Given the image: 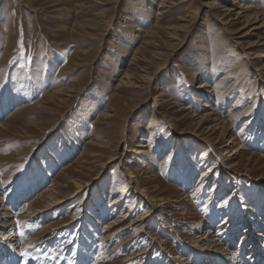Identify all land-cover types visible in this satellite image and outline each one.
Masks as SVG:
<instances>
[{"label":"rangeland","instance_id":"obj_1","mask_svg":"<svg viewBox=\"0 0 264 264\" xmlns=\"http://www.w3.org/2000/svg\"><path fill=\"white\" fill-rule=\"evenodd\" d=\"M162 2L0 0V199L10 198L6 190L28 191L14 207L15 238L21 248L34 237L14 264H125L131 257L129 264H175L177 253L192 250L195 235L209 226L221 244L229 241L228 251L240 254L239 219L252 210L264 217V58L253 61V53L245 52L255 38L237 45V35L220 34L205 12L193 14L182 32L157 30L160 23L175 28L197 8L195 0L165 3L159 17ZM248 2L264 11V0ZM131 67L133 83L121 84ZM141 77L149 89L136 88ZM205 83L210 99L200 100ZM212 109L244 147L243 157L223 163L229 168L224 176L215 168L225 159L229 136L198 132L199 117ZM161 123L192 155L189 161L174 153ZM147 137V153L137 159L134 151ZM102 140L114 144L101 149ZM116 141L124 164L141 171L138 179L150 196L170 197L178 209L151 212L129 193L113 205L124 186L118 162L99 169L91 162L114 156ZM56 182V193L75 196L46 218H24L26 202L34 201L39 213L38 196ZM78 198L83 203L76 206ZM126 212L127 220L121 217ZM183 213L195 229L182 225ZM110 219H123L126 227L112 243L102 234ZM44 231L57 240L39 250ZM201 253L181 263L201 264Z\"/></svg>","mask_w":264,"mask_h":264},{"label":"bare ground","instance_id":"obj_2","mask_svg":"<svg viewBox=\"0 0 264 264\" xmlns=\"http://www.w3.org/2000/svg\"><path fill=\"white\" fill-rule=\"evenodd\" d=\"M178 1L180 3H189L191 1L194 2V0H174L169 3L168 0H163L162 4L159 5L158 7L157 16L160 17V16L165 15L166 13L165 10L166 8H168L165 3L175 4V2L178 3ZM195 1L197 4V8L194 10V12H185L187 15H184L181 19L179 18V23H180L179 25H177L175 28L174 27L170 28V27H163L162 26L163 24L160 23L156 26L157 30H161V29L162 30H172L175 33L178 31L182 32L184 28H186V26L190 23L191 21L190 19L193 14L205 12L209 16L211 15L216 20L215 23L217 24V27L219 28L220 34L225 33L229 37L230 35H233V34L237 35V38H235V40L237 41L236 42L237 45L243 44V41H245L246 39L255 38V40H253L252 42H249L247 46H245V52L253 53L254 56L251 59L253 61L264 58V11L262 7H259L257 2L250 3L248 2L250 0H246L247 2L246 1L243 2V0H225V2H219L216 0H195ZM155 30H152L149 34L151 35L154 34ZM132 68L133 67H131L129 71L124 74L123 78L125 79V81H122L121 84L122 83H129V84L133 83L132 79H134L133 76H134L135 70L134 68L133 69ZM263 69H264V66H263ZM145 74L147 76V73ZM144 78L145 77L140 78L138 85H136V88L144 89V86L148 84L144 80ZM223 79L224 78H221V80ZM149 85H147L148 89H149ZM200 87L204 89L199 92L200 96H198V99L200 100L201 98H204L206 100L210 99V92L206 91L207 90L206 88H208V85L205 83V84L200 85ZM61 91L62 90H59L57 93H61ZM147 91L148 90H146V92ZM158 98H160V95L155 96V102ZM154 105L156 106V103H154ZM204 106L209 107L207 103H204ZM187 109L188 108H182L180 111L184 112V111H187ZM212 111L213 112L211 114L204 113L199 117L198 125L200 124V128L198 129V132L201 133L202 131H207L209 133H216V132L223 131L227 133V135L229 136L228 142H227L228 144L225 146V151L223 155L225 159L222 160L221 162H218L217 163L218 167L215 168V169H218V172H217L218 174H221V175L223 174L224 176L225 175L224 170L226 168V167L224 168V166L226 164L229 165L233 163L234 159L243 157L244 154L242 152L244 151V147L242 144L237 143L236 138L230 135L231 133L227 129L228 125H226L227 122L225 123L223 120L216 117L215 116L216 111L214 109H212ZM109 112L111 113L115 112V107L113 106V109L110 107ZM102 117L108 118L109 115L108 113H105ZM260 127H261L260 129L263 130L260 132L264 135V125ZM161 128L162 130L164 129V131H161V134L166 135L168 137L167 141H169L168 142L169 145L175 151L174 153H180L181 156L183 155V158H184L183 162H185L186 159L187 161H189L192 155L189 154V152H187L186 150H184L183 147H181V145L179 144L181 142L180 139L174 136L171 137V132H170L171 130H169V133H168L167 130L164 128L163 124ZM150 135H152V132ZM178 135H181V134H178ZM191 135H194V134H191ZM194 138L198 140L197 136H194ZM139 141L140 143L137 145L138 150L134 151L135 156H138L136 157L137 159L138 158L141 159L143 155L147 153V149L149 148V145H147V143L150 142V139H148V137L146 139L141 138ZM112 144H114V142L112 143L109 140H106L103 142L102 140L100 147L101 149H110L113 146ZM115 146L116 147L111 152V153L116 152L114 156L111 154L112 157L107 158L106 161H103V160H100L101 159L100 156L97 155L99 156L98 158L100 159H96L95 161L91 162L93 163L96 169L102 168L107 163H111L113 161L118 162L117 164V168H119L118 174L124 181V186L120 192V196L114 200L113 205H116L117 203H119L120 197H122L123 195L127 196V194L129 193V195L135 200L136 199L145 200L151 212L156 211L157 209L165 208V207L176 208V205L173 204V203H176V201L171 200L170 197H163L162 195H159V194H156L153 197L150 196L151 193H153L151 189L144 187L143 183L145 181L143 180L139 181L138 179L137 173L140 170H138L136 167L134 168V167H130L129 165H125L124 159L126 157V154L124 152H122L121 154L118 153L119 152L118 143ZM97 156H94V157L97 158ZM224 162H226V164ZM223 163L225 165H223ZM226 169L229 170V168H226ZM139 173H141V171ZM148 173L149 172H145L144 174H148ZM185 176H186L185 180L189 182L190 175L187 176L185 174ZM74 182L76 186L80 182V180L77 179V180H74ZM56 185H57V182L54 183L53 185L47 186V188H45V190H43V192L38 196L39 202L37 203V206L41 207L39 208V211H38L39 213L35 214L37 210H35L36 208H33L32 203H34V201L32 203L26 202V204L23 206V209L25 212L24 218L29 219V220L37 219V218L41 219L44 217L46 218V216H48L52 210L56 209V211H59L62 208V206L66 203V201H68L69 199L75 196L74 195L72 197H68V195L65 193L63 194L56 193L55 192ZM58 185H61V184L58 183ZM64 186H62V188H64ZM83 187L84 186H81V185L77 186L78 189H76L74 193L75 194L80 193ZM27 192H28L27 190L22 193H18L14 191L10 192L6 190V192L4 193V196L6 197L10 195V198L5 199V200L4 198L0 199V264H5V263L14 264L13 260L16 258L15 257L16 254H22L23 256L24 255L23 248L28 247V245H31L30 240L34 238L33 237L29 241H26L24 244H22L21 248H19L18 246V243H20V240L18 238H15L18 236H16L17 233H15L16 224H15L14 215H13L15 214L14 207L16 205V202L19 199L23 198V196ZM78 199L79 200L77 201L76 206H79L80 204L83 203L82 198H78ZM181 215H183L182 219L184 220L182 225L190 226L191 229H195L196 225L194 226L191 221H188L190 220L188 215H186L185 213ZM127 216L128 214L126 212L121 217L124 219ZM260 217H262V215ZM260 217L257 214V212L252 210L249 214H245L241 220L239 219L240 222H238L236 226L243 227L244 229H242V231L240 228L238 231L235 230L236 232L234 233L235 234L234 239H236V237L238 236V233L241 231L240 239L242 241L240 240V242L235 245H238V247L241 250L240 252L242 253L239 254L238 252L232 251L231 249H229L230 251H228L227 250L228 248H225L224 246L229 244V241L225 244H221V242H223L221 241L222 238L220 240L218 236L215 234V231L212 230L214 227L210 228L209 226V227L202 229L201 231L199 230V234L197 236L195 235V238H194L195 241L193 242V248H191L192 250L182 249L181 251H179L177 253L178 255H176V257L174 258L173 261L175 262L173 263L182 264L181 262L186 261V260L184 261L183 257L187 255L188 256L190 255L199 256L200 254L198 253L203 252L201 253L202 257L201 258L199 257L200 258L199 262L201 264H264V217L262 218ZM123 219L120 221L110 219L108 223H106L103 227L104 230L102 231V234L106 235V237H104L103 239H107V241L108 239H110L109 241L111 243L114 242L118 238V236L126 230L125 223L122 222ZM157 221L160 222L161 219L157 218ZM252 221H254V224H255L254 226L251 225ZM255 226H257L256 229L254 228ZM62 227H65V226H62ZM196 228L201 229V227H196ZM40 234H41V238L38 240L39 242L36 245V248H38L39 250L42 248V246L44 245L50 246L52 245V242L54 240H57L56 238L51 236L52 233H48L44 231V232H41ZM53 235H55V233ZM232 244L234 245V241L232 242ZM67 246L68 244H64V248H66ZM16 248L19 249L17 252L15 251ZM193 251L197 253L194 254ZM131 259L132 257L126 258L125 260H123V263L129 264ZM23 260L24 258L22 259V262ZM39 264L41 263L39 262ZM183 264H186V263H183Z\"/></svg>","mask_w":264,"mask_h":264}]
</instances>
